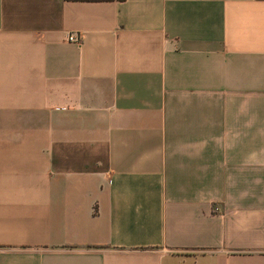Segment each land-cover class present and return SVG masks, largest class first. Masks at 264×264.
<instances>
[{"label": "crops", "instance_id": "obj_1", "mask_svg": "<svg viewBox=\"0 0 264 264\" xmlns=\"http://www.w3.org/2000/svg\"><path fill=\"white\" fill-rule=\"evenodd\" d=\"M0 264H264V0H0Z\"/></svg>", "mask_w": 264, "mask_h": 264}, {"label": "built area", "instance_id": "obj_2", "mask_svg": "<svg viewBox=\"0 0 264 264\" xmlns=\"http://www.w3.org/2000/svg\"><path fill=\"white\" fill-rule=\"evenodd\" d=\"M69 40H74L75 38H73V36H69L68 37ZM78 41V40H77Z\"/></svg>", "mask_w": 264, "mask_h": 264}]
</instances>
